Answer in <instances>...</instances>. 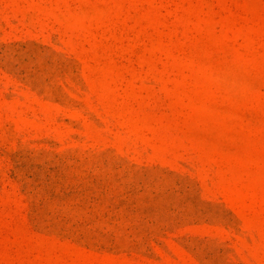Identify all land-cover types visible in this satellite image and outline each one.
Returning <instances> with one entry per match:
<instances>
[{"label":"rangeland","instance_id":"374dc122","mask_svg":"<svg viewBox=\"0 0 264 264\" xmlns=\"http://www.w3.org/2000/svg\"><path fill=\"white\" fill-rule=\"evenodd\" d=\"M0 264H264V0H0Z\"/></svg>","mask_w":264,"mask_h":264}]
</instances>
